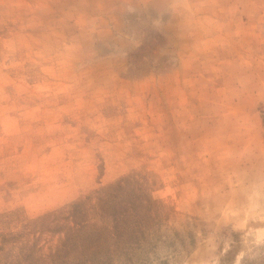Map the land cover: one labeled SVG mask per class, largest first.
I'll use <instances>...</instances> for the list:
<instances>
[{"label": "rangeland", "instance_id": "374dc122", "mask_svg": "<svg viewBox=\"0 0 264 264\" xmlns=\"http://www.w3.org/2000/svg\"><path fill=\"white\" fill-rule=\"evenodd\" d=\"M254 183L264 0H0V264H233Z\"/></svg>", "mask_w": 264, "mask_h": 264}, {"label": "clouds", "instance_id": "9594fccd", "mask_svg": "<svg viewBox=\"0 0 264 264\" xmlns=\"http://www.w3.org/2000/svg\"><path fill=\"white\" fill-rule=\"evenodd\" d=\"M223 222L241 238L233 264H260L264 259V183L245 188L242 199L225 209ZM223 252L221 249L217 260Z\"/></svg>", "mask_w": 264, "mask_h": 264}]
</instances>
